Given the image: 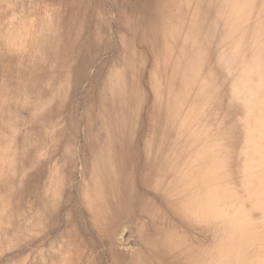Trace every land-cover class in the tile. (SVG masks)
Returning <instances> with one entry per match:
<instances>
[{
  "label": "bare ground",
  "instance_id": "6f19581e",
  "mask_svg": "<svg viewBox=\"0 0 264 264\" xmlns=\"http://www.w3.org/2000/svg\"><path fill=\"white\" fill-rule=\"evenodd\" d=\"M9 231L29 264H264V0H0Z\"/></svg>",
  "mask_w": 264,
  "mask_h": 264
},
{
  "label": "rangeland",
  "instance_id": "374dc122",
  "mask_svg": "<svg viewBox=\"0 0 264 264\" xmlns=\"http://www.w3.org/2000/svg\"><path fill=\"white\" fill-rule=\"evenodd\" d=\"M4 190L3 189L1 190V192L3 194H5V191H6V190L5 191ZM7 195H9V197L11 198L10 202H8L9 209L7 212L8 213V215H7V230H9L8 228H12V227L14 228L16 226V223L18 221L17 218H20V211H22V208H20L21 202L24 203V200H22V201L19 200L20 203L17 202L16 191L11 192V191H8V189H7ZM14 235H15L14 232H10L9 234H7V237L1 238V241L3 240V245H2V248L0 249V264H29V263H34V259H35L34 255L30 256L28 259V255H24V253L23 254H16L15 253L14 256L7 258V254H11V253L18 251L17 248H15L13 250H10V249L7 250V239H9L11 241L14 240V238H15Z\"/></svg>",
  "mask_w": 264,
  "mask_h": 264
}]
</instances>
